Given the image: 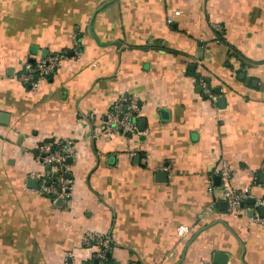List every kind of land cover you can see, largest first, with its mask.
I'll use <instances>...</instances> for the list:
<instances>
[{
	"label": "crops",
	"instance_id": "1",
	"mask_svg": "<svg viewBox=\"0 0 264 264\" xmlns=\"http://www.w3.org/2000/svg\"><path fill=\"white\" fill-rule=\"evenodd\" d=\"M76 34L79 54L54 75L18 80ZM132 93L136 134L102 131ZM0 112V264H87L86 231L107 236L118 264H264L252 202L264 196V0H0ZM51 138L77 151L60 205L31 177ZM223 160L250 193L239 215L221 207Z\"/></svg>",
	"mask_w": 264,
	"mask_h": 264
},
{
	"label": "built area",
	"instance_id": "2",
	"mask_svg": "<svg viewBox=\"0 0 264 264\" xmlns=\"http://www.w3.org/2000/svg\"><path fill=\"white\" fill-rule=\"evenodd\" d=\"M172 17L168 18V23H172ZM221 31V29H219ZM80 41L77 34L73 37L74 54H79ZM68 50L64 49L58 53H48L45 57L39 56L35 61L26 60L23 65V71L18 75V80L30 88H37L42 78H48L54 75L61 66L64 59L68 56ZM198 86L202 93L216 101L217 96L204 78H199ZM141 112V100L137 94L132 93L125 98H120L112 107L104 122L106 133L121 132L125 135H135L138 127L137 121ZM92 119L93 114L89 115ZM37 160L42 165L43 170L33 173L31 177L38 179V192L56 203L59 199L66 200L71 196L72 182L67 176L69 174V158L76 157V144L68 138H51L42 141L37 147ZM264 173V168H263ZM217 174L221 179L222 197L226 201L229 213L239 215L245 212L243 203L250 197L248 189H236L230 185L233 172L226 161H222ZM213 180L209 187V192L213 193ZM264 207V196L255 199L254 219L259 223H264V216L259 210ZM214 205L211 203L204 209L208 214L214 211ZM188 227L181 226L177 228L179 236H184L188 232ZM82 243L88 249H92L90 260L87 264H107L106 259L110 257L112 244L110 240L101 232L86 231L82 236ZM72 257V253H68ZM113 264H118L114 262Z\"/></svg>",
	"mask_w": 264,
	"mask_h": 264
},
{
	"label": "water",
	"instance_id": "3",
	"mask_svg": "<svg viewBox=\"0 0 264 264\" xmlns=\"http://www.w3.org/2000/svg\"><path fill=\"white\" fill-rule=\"evenodd\" d=\"M48 50L47 49H43V51H42V56H46L47 54H48ZM34 54H37V51H34ZM74 53L72 52V51H70L69 52V54L68 55H70V56H72ZM33 62L35 61V60H32ZM8 121H9V117H8V115L7 114H5V113H1L0 112V123H8ZM144 122V120L142 119L141 120V124ZM36 154H38V151H36L35 152ZM67 163L68 164H71V163H73V158H69L68 160H67ZM162 174V173H161ZM163 175H165V173H163ZM69 178H71V175L70 174H68L67 175ZM217 182H219L220 181V178L219 177H217ZM62 201H63V199H59L56 203L58 204V205H60L61 203H62ZM252 202H255V199H252ZM221 207L223 208V209H226L227 208V204H226V202H223V203H221ZM261 212L264 214V207H262L261 208ZM216 256H221V254L220 253H216V255L214 256V262H216V263H218V264H224L225 262H226V260H220V261H218L217 259H216Z\"/></svg>",
	"mask_w": 264,
	"mask_h": 264
},
{
	"label": "trees",
	"instance_id": "4",
	"mask_svg": "<svg viewBox=\"0 0 264 264\" xmlns=\"http://www.w3.org/2000/svg\"><path fill=\"white\" fill-rule=\"evenodd\" d=\"M107 264H113L115 261L111 257L105 260Z\"/></svg>",
	"mask_w": 264,
	"mask_h": 264
}]
</instances>
